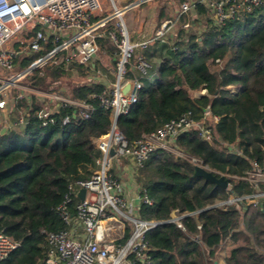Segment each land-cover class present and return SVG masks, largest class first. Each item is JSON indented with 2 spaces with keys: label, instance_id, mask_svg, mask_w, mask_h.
Wrapping results in <instances>:
<instances>
[{
  "label": "trees",
  "instance_id": "1",
  "mask_svg": "<svg viewBox=\"0 0 264 264\" xmlns=\"http://www.w3.org/2000/svg\"><path fill=\"white\" fill-rule=\"evenodd\" d=\"M194 8L206 29L186 32L173 45L156 41L137 50L150 62L151 77L142 79L136 102L116 120L129 141L185 111L198 122L208 118L211 127L209 139L195 128L180 133L173 147L181 155L156 149L134 168L136 184L152 200L141 203L138 214L161 223L146 230L143 253H130V264H264V180H253L254 163L264 166V4L221 24L203 4ZM38 28L23 34L32 37ZM98 45L114 62L116 47L108 37L100 36ZM52 46L48 42L46 50ZM34 57L21 54L15 70ZM98 68L97 60L69 63L59 53L25 75V82L39 90L57 91L65 79L70 88L62 94L87 103L86 117L82 107L58 106L52 121L43 125L37 113L44 103L33 92L17 97L18 89L10 86L9 122L19 117L24 122L0 132V231L19 245L0 264H44L49 252L45 232L68 227L57 208L68 185L89 178L97 168L101 151L96 140L113 119L98 97L108 89L96 75ZM192 159L228 177L229 187L192 176ZM256 192L261 194L255 201L217 205ZM77 201L72 193L69 214ZM129 231L127 226L124 238ZM222 243L226 249L219 260L216 248Z\"/></svg>",
  "mask_w": 264,
  "mask_h": 264
},
{
  "label": "built area",
  "instance_id": "2",
  "mask_svg": "<svg viewBox=\"0 0 264 264\" xmlns=\"http://www.w3.org/2000/svg\"><path fill=\"white\" fill-rule=\"evenodd\" d=\"M141 2L143 0L121 5L118 0H0V73L5 72L0 78L1 93L10 89V86H16L22 77L59 53L69 63L92 62L99 50L100 36H107L116 47L115 79L98 96L100 103L111 109L113 118L108 131L96 140V146L101 151V156L96 160L98 166L89 178L68 185V191L57 208L68 227L45 232L49 252L44 264H130V253L142 255L146 244L145 232L153 226V221L141 218L138 208L141 203L151 204L152 200L145 188L140 190L137 187L134 195L129 196L124 181L113 171L114 164L126 158L135 167L141 166L156 149L171 150L181 155L173 147V142L180 133L193 128L198 130L202 138H211V127L203 121L194 120L190 111L183 112L178 118L166 121L156 130L133 141L126 139L117 127L116 115L128 112L137 100L142 79L151 77L148 73L150 62L142 50H137L147 48L156 41L173 45L170 39V31L174 27L172 17L162 20L152 35L135 40L129 37L123 13L132 4ZM196 3L203 4L214 23L221 24L229 18L254 10L264 4V0H182L178 6V12L183 16L180 23L182 29H188L193 19L199 18L194 8ZM36 25L40 28L35 34L25 37L23 32ZM48 42L53 46L46 50ZM24 53L35 56L29 64L34 67L19 75L22 70L15 73L12 70L17 58ZM28 90L36 91L34 88ZM60 90L44 93L48 99L44 103L47 106L37 113L41 124L52 121V113L58 106L82 107V116H87V103L65 96ZM24 94L19 92L17 97ZM5 102L1 97L0 109H4ZM213 119L217 120V117ZM67 120L64 117L63 122ZM23 122V117H19L17 121L7 122V125ZM111 149L113 154H110ZM192 161L201 164L195 159ZM254 167L256 175L264 174V166L254 163ZM82 187L86 191L83 200H80L77 191ZM72 193L78 201L75 212L69 214L67 206ZM260 194L256 192L238 199L232 196L227 203L242 199L255 201ZM104 220L121 221L123 227L127 222L130 226L129 235L126 238L124 234L104 238L105 234L100 230ZM18 245L11 236L0 231V261L17 249Z\"/></svg>",
  "mask_w": 264,
  "mask_h": 264
},
{
  "label": "rangeland",
  "instance_id": "3",
  "mask_svg": "<svg viewBox=\"0 0 264 264\" xmlns=\"http://www.w3.org/2000/svg\"><path fill=\"white\" fill-rule=\"evenodd\" d=\"M135 1H137V0H132V2H130V4L135 2ZM180 1L181 0H144L143 2H141L139 4H136V5L132 4L131 7L128 8L123 13V21H124L125 27L128 31L129 37H131L130 33H131L132 29H138V28H143V27H144V29L155 28L160 23V17H162V18L167 17L168 18V17L173 16L174 12L178 10V6H179ZM127 2H129V1H126L125 3H127ZM160 13H162V16H160ZM93 60H97L99 63L101 75L98 79L104 81L107 85H109L110 82L114 81L115 76H116V66H115V61L113 62V56L105 53L103 50L100 49L97 51L96 55L93 57ZM15 69L16 68L13 67L12 72H14V73L18 72ZM2 74H5V72L2 71L0 73V78H1ZM74 80H75V78H74ZM19 87H24V88H26V90H28L30 88V86L25 82V76L22 77L18 81V83L16 85V89H19ZM69 88H70L69 84L67 83V81H65V79H63L58 84V89H61L62 91H69ZM37 90H39V89H37ZM40 90L49 91L48 89H40ZM11 92H12V89L8 90L4 94V99L6 100V103H5V107H4L5 109H3V110L0 109V114H1L0 124H3L1 122H3V119H5L2 116L8 115V111L10 109V102H11ZM201 92L204 93V90L199 91L198 94H200ZM6 119H7V121L9 120V118L7 116H6ZM209 121L210 120L208 118H205L203 120V122L205 124H209ZM126 165L127 166L129 165L131 170H135L134 169L135 166L133 164H131L126 158H121V159H119V162L116 163V165L114 164L113 171L116 174L121 173V168L126 166ZM131 174L134 177V171H132ZM128 177H129L128 174L124 173L122 175V178L125 181L128 180ZM256 179L264 180V174L256 175ZM229 198H232V196H230ZM228 199H226V200H228ZM225 201H220L217 203V205L224 206L227 204V202H225ZM233 203H235V202H233ZM127 226L130 228V226L127 225V222H125L124 229ZM225 249H226L225 243L220 244L216 248L219 260H220L221 255L224 253Z\"/></svg>",
  "mask_w": 264,
  "mask_h": 264
},
{
  "label": "crops",
  "instance_id": "4",
  "mask_svg": "<svg viewBox=\"0 0 264 264\" xmlns=\"http://www.w3.org/2000/svg\"><path fill=\"white\" fill-rule=\"evenodd\" d=\"M126 1H129V2L125 3ZM190 1H193V0H190ZM130 2H132V0H119L118 1V4H121V5H122V3L123 4H128ZM178 10H179V7H178ZM178 10L174 12V15L173 16H171L172 19L174 20V27H172V29L170 31V39L172 41L178 39V37L180 35L181 36L183 35V37H184V35L186 34V32H189L190 31V32L200 33L201 31H203L204 29H206L207 24L205 23L204 19H199V18H197L198 20L197 19L196 20L193 19V22H192L191 26L188 29H182L180 27V23H181V21L183 19V16L179 14ZM191 16H194V14H191ZM155 28L144 29V27H143V28H138V29H132L131 30V33H130L131 34V38L133 40H135V39H139V38L143 37L144 35H146V36L152 35L153 32H154V30H155ZM100 73H101L100 68H98L97 71H96V75L98 74V78L101 75ZM110 84H111V82H110ZM35 90L36 91H39V92L31 91V90H26V88H24V87H19L17 93H19V92H23V93H26V92L31 93V92H33V93H35L36 97L41 102L46 103V101L48 99H47V97L45 98L44 93L51 92V91H43V90H37V89H35ZM59 90L60 89H58L57 91H59ZM7 91H4L2 93L0 92V98L1 97L4 98V94ZM60 92L62 93L61 90H60ZM43 106H47V105L43 104ZM0 116H1V114H0ZM6 116L8 117V115H6ZM6 116H4V115L2 116L5 119H3V122H1L3 124H0L2 127H5V128H6V126H8L7 125V122H8V124L10 123L9 120L7 121ZM115 165H116V163H115ZM130 170H131L130 166L129 165L128 166L126 165V166H124V167L121 168V173H118V175L121 177L122 180H123L122 175L124 173L129 175L128 180L127 181L123 180V181H124V183L126 185V189L128 191V195L129 196H133L134 195V190L137 189L138 185L136 184L135 179H134L133 175L131 174L132 171H134V170H131V171ZM105 222H106V226L109 229V231H107V232H105L106 229L104 230V228L102 227V222L100 224V230H101L102 234H105V237L104 238L109 239V238H114V237L121 236L122 234H124V227H123V223L121 221H117L116 220V221H112L111 223L110 222L108 223V220H106Z\"/></svg>",
  "mask_w": 264,
  "mask_h": 264
},
{
  "label": "water",
  "instance_id": "5",
  "mask_svg": "<svg viewBox=\"0 0 264 264\" xmlns=\"http://www.w3.org/2000/svg\"><path fill=\"white\" fill-rule=\"evenodd\" d=\"M142 1V0H137ZM144 1V0H143ZM134 3V2H133ZM34 65H29L27 68L23 69L19 75L25 74L26 72L30 71L31 69H33ZM11 81L7 82L10 83ZM202 94V92L200 93ZM119 115H116L115 120H117ZM5 127H1L0 132H4ZM110 154H113V150H110ZM192 176H201L203 177L205 180L210 181L211 183H213L215 186L221 187V188H228L229 187V178L224 176L223 174L220 175H216L215 173H213L211 170H209L207 167L201 165V164H194L193 167V172H192ZM85 188L82 187L77 191V196L79 197L80 200H83L84 196H85ZM239 197L237 196H233V199H238ZM230 199L226 200L225 202H228ZM241 201V200H239ZM161 223L160 221H153V225L159 224Z\"/></svg>",
  "mask_w": 264,
  "mask_h": 264
},
{
  "label": "bare ground",
  "instance_id": "6",
  "mask_svg": "<svg viewBox=\"0 0 264 264\" xmlns=\"http://www.w3.org/2000/svg\"><path fill=\"white\" fill-rule=\"evenodd\" d=\"M106 221V220H105ZM102 222V227L104 228V230L106 229V231L105 232H107V231H109V229H108V227L106 226V222ZM113 220H108V223L110 222H112ZM110 225V224H109Z\"/></svg>",
  "mask_w": 264,
  "mask_h": 264
}]
</instances>
